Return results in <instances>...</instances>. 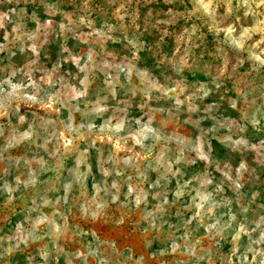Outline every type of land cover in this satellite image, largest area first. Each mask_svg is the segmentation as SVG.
Returning <instances> with one entry per match:
<instances>
[{
	"label": "rangeland",
	"instance_id": "1",
	"mask_svg": "<svg viewBox=\"0 0 264 264\" xmlns=\"http://www.w3.org/2000/svg\"><path fill=\"white\" fill-rule=\"evenodd\" d=\"M86 1L0 0V264H264V0Z\"/></svg>",
	"mask_w": 264,
	"mask_h": 264
},
{
	"label": "trees",
	"instance_id": "2",
	"mask_svg": "<svg viewBox=\"0 0 264 264\" xmlns=\"http://www.w3.org/2000/svg\"><path fill=\"white\" fill-rule=\"evenodd\" d=\"M55 3H61V4H65L63 3L64 0H53ZM85 0H65V2H67V7L70 8V9H77L79 10L80 8H84V2ZM86 4H90L89 6H91L92 8V11H91V14L94 16L95 18V21L98 22V26H100L101 24L104 25V27L107 25H112V26H115V23L112 19H110V15H109V10H110V7L107 6L106 3H100L99 0H95L93 2H89V1H86ZM64 6V5H63ZM161 8H164V6L160 5ZM146 6H138L136 8V11L138 12V16H137V20L135 21L136 23H138L140 26L138 27V30L139 31H142L144 30V26L146 25L145 23H143V18L142 17H145V18H148L146 16ZM158 4H156L153 8L154 12H156L158 10ZM86 10V9H85ZM104 16L107 18V21H103V20H100V18ZM124 25L126 24H129V20L126 18L124 21H123ZM180 26V24H177L176 27L178 28ZM169 30H172L174 29L173 26H168ZM155 33V39H154V42L153 43H150V47L146 49V58H144V65L146 66H150L152 68L157 67L158 65H161L164 63L165 59L167 58V56L169 54H171L172 52V40L171 38H169L167 35L165 37H162L160 35H158V30H155V31H152ZM156 37H159V41L157 44H155V40H156ZM212 41H208L206 43L207 47H210L209 44H211ZM155 44V45H154ZM206 47V48H207ZM199 48V47H197ZM205 47L200 51V53L202 54V52H205ZM206 54V53H205ZM204 54V55H205ZM202 65V63H201ZM202 76L200 74V72H196L193 74V77H200ZM226 248H229V245L226 246Z\"/></svg>",
	"mask_w": 264,
	"mask_h": 264
}]
</instances>
